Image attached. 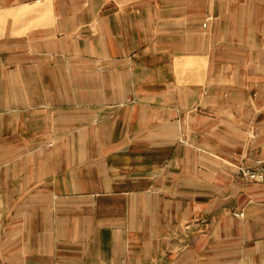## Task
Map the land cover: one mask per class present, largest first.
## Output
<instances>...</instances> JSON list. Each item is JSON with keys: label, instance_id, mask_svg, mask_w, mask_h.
Masks as SVG:
<instances>
[{"label": "crops", "instance_id": "obj_1", "mask_svg": "<svg viewBox=\"0 0 264 264\" xmlns=\"http://www.w3.org/2000/svg\"><path fill=\"white\" fill-rule=\"evenodd\" d=\"M240 167L264 0H0V264H264Z\"/></svg>", "mask_w": 264, "mask_h": 264}, {"label": "built area", "instance_id": "obj_2", "mask_svg": "<svg viewBox=\"0 0 264 264\" xmlns=\"http://www.w3.org/2000/svg\"><path fill=\"white\" fill-rule=\"evenodd\" d=\"M240 172L250 180L264 181V171L262 167L252 170L247 167H240ZM237 216H242V213H237Z\"/></svg>", "mask_w": 264, "mask_h": 264}]
</instances>
